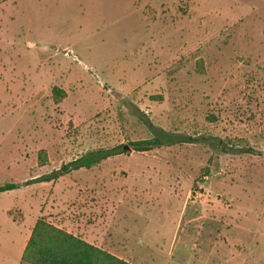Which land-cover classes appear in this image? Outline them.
<instances>
[{"label": "rangeland", "instance_id": "obj_1", "mask_svg": "<svg viewBox=\"0 0 264 264\" xmlns=\"http://www.w3.org/2000/svg\"><path fill=\"white\" fill-rule=\"evenodd\" d=\"M9 183L0 264L39 218L135 264H264V0H0Z\"/></svg>", "mask_w": 264, "mask_h": 264}, {"label": "trees", "instance_id": "obj_2", "mask_svg": "<svg viewBox=\"0 0 264 264\" xmlns=\"http://www.w3.org/2000/svg\"><path fill=\"white\" fill-rule=\"evenodd\" d=\"M199 68L203 70V66L200 67L199 65ZM64 95V91L53 89L55 101H59V98H63ZM164 139L171 141L165 143L163 141ZM172 140V136L166 138L163 136H155L151 139L133 142L131 145L137 151H148L164 144H171ZM186 140L190 141L192 139ZM119 153L120 151L118 152V149L111 152L103 149L92 151L62 166L59 170L41 177L40 180L51 181L73 170L91 168L99 164L102 160ZM43 161H46L45 156ZM16 187V184L10 183L2 185L0 186V193L13 190ZM21 262L26 264H131L83 240L73 233L59 228L44 218H39L35 222L22 253Z\"/></svg>", "mask_w": 264, "mask_h": 264}, {"label": "crops", "instance_id": "obj_3", "mask_svg": "<svg viewBox=\"0 0 264 264\" xmlns=\"http://www.w3.org/2000/svg\"><path fill=\"white\" fill-rule=\"evenodd\" d=\"M58 170H59V169H58ZM78 170H79V169H78ZM55 171H57V170H55ZM73 171H75V170H73ZM53 172H54V171H53ZM71 172H72V171H71ZM51 173H52V172H51ZM69 173H70V172H69ZM69 173H67V174H69ZM49 174H50V173H49ZM49 174H47V175H49ZM67 174H64V175H62V176H65V175H67ZM44 176H46V175H44ZM44 176H43V177H44ZM62 176H60L59 178H61ZM38 178H39V177H38ZM38 178H35V179H32V180H36V179H38ZM59 178H57V179H59ZM57 179H54V180H51V181H55V180H57ZM51 181L41 180V182H46V183L51 182ZM11 219H12V218H11ZM9 220H10V219H9ZM12 222H13V224L15 225L16 228H19V226H24L22 222L19 223V222H16L15 220H13V219H12ZM34 224H35V223H34ZM34 224L31 226L28 235L26 236V235L24 234V236H23V238H22L21 248H20V252H21V254H20V260H21V256H22V253H23V251H24V248H25V246H26V243H27V241H28V239H29V237H30V234H31V231H32V228H33ZM58 227H59V226H58ZM59 228H61V227H59ZM62 229H63V228H62ZM64 230H65V229H64ZM66 231H67V230H66ZM68 232H70V231H68ZM70 233H71V232H70ZM74 235H76V234H74ZM76 236H78V235H76ZM78 237L82 238L83 240H85V241H87V242H89V243H91V244H94V243L91 242L87 237H83V236H78ZM94 245H96V244H94ZM96 246H98V245H96ZM98 247L102 248L101 246H98ZM102 249L106 250L107 252L111 253L112 255H114V256H116V257H118V258H120V259H123V260H125V261H127V262H129V263H131V264H135V263H132V262L128 261L127 259L123 258L121 255H119V254H117V253H115V252H113V251H111V250H108V249H105V248H102Z\"/></svg>", "mask_w": 264, "mask_h": 264}, {"label": "water", "instance_id": "obj_4", "mask_svg": "<svg viewBox=\"0 0 264 264\" xmlns=\"http://www.w3.org/2000/svg\"><path fill=\"white\" fill-rule=\"evenodd\" d=\"M125 149H129V147L128 146H125Z\"/></svg>", "mask_w": 264, "mask_h": 264}]
</instances>
